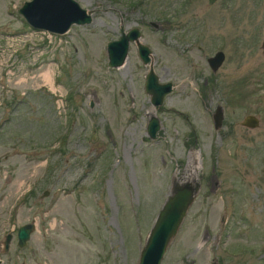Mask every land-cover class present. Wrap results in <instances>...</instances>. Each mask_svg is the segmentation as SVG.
<instances>
[{
  "label": "rangeland",
  "instance_id": "rangeland-1",
  "mask_svg": "<svg viewBox=\"0 0 264 264\" xmlns=\"http://www.w3.org/2000/svg\"><path fill=\"white\" fill-rule=\"evenodd\" d=\"M23 1L0 0V264H138L188 180L199 188L160 264H264V0H77L90 20L64 33L27 23ZM132 27L150 61L131 41L110 66L107 42ZM149 66L173 85L161 105ZM251 113L259 126L241 124Z\"/></svg>",
  "mask_w": 264,
  "mask_h": 264
},
{
  "label": "water",
  "instance_id": "water-1",
  "mask_svg": "<svg viewBox=\"0 0 264 264\" xmlns=\"http://www.w3.org/2000/svg\"><path fill=\"white\" fill-rule=\"evenodd\" d=\"M17 11L31 26L55 33L66 32L72 23H86L90 14L77 0H24ZM141 32L138 27L122 31L118 39L107 42L108 64L121 65L127 56L130 42L136 44L139 57L144 63L151 59L150 47L140 40ZM264 49V39L262 42ZM224 60V52L217 50L207 58L212 70H216ZM173 88L170 81L160 82L153 67L145 75V89L151 95L153 105H161L164 97ZM216 127L221 124L222 110L218 107L214 113ZM241 124L248 127H257L260 124L255 114H246ZM160 127L158 117L152 115L147 123V133L154 137ZM199 184L197 181L174 182L169 195L159 209L157 216L149 230L145 243L140 250L138 264H160L167 245L176 235L179 226L186 215L189 206L195 199ZM48 191H44V195ZM35 228L33 222H26L17 227V244L24 246L31 232ZM12 238V232H7L2 241V252H6ZM1 262V259H0Z\"/></svg>",
  "mask_w": 264,
  "mask_h": 264
},
{
  "label": "bare ground",
  "instance_id": "bare-ground-1",
  "mask_svg": "<svg viewBox=\"0 0 264 264\" xmlns=\"http://www.w3.org/2000/svg\"><path fill=\"white\" fill-rule=\"evenodd\" d=\"M123 64H124V63H123ZM123 64H121V65H123ZM121 65H120V66H121ZM43 77L48 78V79H49V77H51V76H50V72H49V70L45 71ZM48 79H47V80H48ZM51 81H52V79H51ZM52 84H53V83H52Z\"/></svg>",
  "mask_w": 264,
  "mask_h": 264
},
{
  "label": "flooded vegetation",
  "instance_id": "flooded-vegetation-1",
  "mask_svg": "<svg viewBox=\"0 0 264 264\" xmlns=\"http://www.w3.org/2000/svg\"><path fill=\"white\" fill-rule=\"evenodd\" d=\"M153 104V103H152Z\"/></svg>",
  "mask_w": 264,
  "mask_h": 264
}]
</instances>
